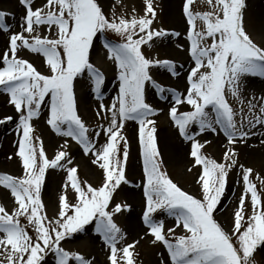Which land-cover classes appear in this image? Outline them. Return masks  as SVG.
Returning a JSON list of instances; mask_svg holds the SVG:
<instances>
[{"label":"snow or ice","instance_id":"6c2138e0","mask_svg":"<svg viewBox=\"0 0 264 264\" xmlns=\"http://www.w3.org/2000/svg\"><path fill=\"white\" fill-rule=\"evenodd\" d=\"M18 2L24 8L22 31L9 35L8 50L0 55V87L20 114L18 130L22 135L16 155L23 176L0 174V187L7 190L6 195L12 200L11 210L0 204V264H44L49 253L54 255L55 264H92L83 255L62 247V241L84 231L93 222L96 233L109 249V264H136L135 249L139 241L122 243L126 234L114 219L130 211L127 203H114L117 190L129 184L128 141L123 135L125 122L129 120L139 126L145 200L142 223L148 229L145 236L152 238V244L163 246L169 264H261L264 255L261 260H257V255L258 249L264 253V199L251 179L253 169L240 165L244 189L234 211L233 226L226 229L214 213L225 193L229 172L237 165L238 154L228 147L223 154L224 162H217L203 153L205 143L190 131L193 125L200 134L216 132L218 128L231 146L247 142L251 129L257 125L264 127V97L258 102L259 114L255 113L257 104L248 102L251 115H242L239 124L227 99L229 94L239 99L243 77L264 78V47L246 31L245 0H206L211 11L205 12H193L191 6L195 0H184L182 13L188 25V52L193 66L187 74L183 94L165 89L151 74L152 69L162 68L177 76L176 64L167 59H153L143 51L144 46L151 48L163 37L180 35L154 28L157 11L153 0H142V15L133 7L130 17L113 11L111 18L99 0H45L43 6L35 9L34 0ZM8 15L0 11V31L5 33L10 32L6 23ZM198 22L202 25L200 29ZM42 26L54 35L51 38L34 35ZM107 32L115 33L121 41L113 44L106 40L104 44L107 58L114 61L118 71L119 88L111 105L100 103L96 112L98 117L111 113L107 128L101 126V131L94 132L97 139L101 133L106 137L105 143L97 148L78 113L74 81L86 72L96 98H101L105 78L90 63L89 56L94 38ZM20 49L41 55L49 74H42L32 63L18 58ZM148 84L161 99H165L166 92L173 96L174 104L167 115L180 137L191 142L189 156L193 166L202 169L197 181L202 198L182 190L164 170L154 119L159 113L147 102ZM46 98H49L47 124L56 135L71 138L84 155L93 157L91 163L98 165L103 173L100 186L82 182L77 167L65 168L73 164L65 150L66 143L49 159L43 141L33 135L31 122L40 116ZM181 105H187L190 110L180 111ZM6 120L11 121L12 117ZM3 123L5 120H0ZM57 168H64L66 179L54 218H50L42 200V188L47 170ZM256 180L264 186L259 175ZM68 189L74 193L75 202L68 199ZM249 197L250 215L245 208ZM158 211L174 217L175 227L165 231L163 221L154 219ZM21 218L26 220V225L21 224ZM29 227L34 235L28 231ZM176 228H181L183 234L174 235Z\"/></svg>","mask_w":264,"mask_h":264},{"label":"rangeland","instance_id":"374dc122","mask_svg":"<svg viewBox=\"0 0 264 264\" xmlns=\"http://www.w3.org/2000/svg\"><path fill=\"white\" fill-rule=\"evenodd\" d=\"M153 2L157 11V20L154 22V28H162L169 33L179 32L180 35L178 37L171 35L163 37L157 40L151 48L147 45L144 46L143 51L146 56H150L153 59H167L176 64L177 76H172L171 73L162 68L152 69L151 74L157 84L165 89H171L177 94H183L187 87V74L190 67L193 66L188 52L189 42L186 35L188 30L186 18L182 13L183 21L181 24H173L166 20L164 13L165 0H153ZM175 2L181 5L182 9L184 0H175ZM44 3L45 0H34L33 8L41 7ZM99 3L109 18H111L113 11L117 15L124 14L130 17L133 7L139 10L138 14H143L142 0H120L119 3H117V0H99ZM245 4L244 25L246 31L255 42L264 47V0H245ZM191 7L193 12L211 11L206 0H195ZM0 11L10 14L6 17L10 32L0 31V55H2L8 50L9 35L22 31L24 8L19 4L18 0H4L3 2L0 1ZM197 28H202L199 22L197 23ZM35 34L49 36L50 38L54 35L45 26H42L39 32ZM24 35L27 36L28 34L24 33ZM106 40L113 44L121 42L120 38L112 32L99 35L98 38H94L89 56L90 63L99 69L105 78L101 87V98H96L93 91L94 85L86 72L78 76L74 81L78 113L89 128V136L93 139L97 148H100L105 143L106 137L101 133L97 139L94 136V132L101 131V126L107 128L108 118H110L111 113L102 114L101 117H98L96 112L99 110L100 103H104L107 106L111 105L117 96L119 88L118 71L114 61L107 58L108 51L104 47ZM18 58L29 61L42 74H49L48 67L41 55L34 54L26 49H20ZM261 97H264V78L243 77L240 84L239 99L232 97L230 94L227 96L229 104L237 114L238 124L242 115L245 117L251 115L248 108L249 101L257 104L255 113L259 114L258 102ZM146 98L147 102L156 108L159 113L154 119L157 120V139L162 154L164 170L182 190L197 198H202L201 187L197 183L202 169L200 166H193V161L189 156L191 142L185 141L180 137L178 130L167 115L170 106L174 104L171 92H166L165 99H161L157 90L151 84H148L146 86ZM48 100L49 98H46L45 104L42 105L40 116L31 122L35 129L33 135L40 137L43 141V146L49 159H53L56 152L61 150L60 146L66 143L67 148L65 150L68 153V157L72 159L73 164L65 165V168L77 167L78 176L82 182L86 181L95 187L100 186L103 173L98 165L91 163L93 157L84 155L82 148L72 141L71 138L56 135L47 124L46 121L49 115ZM179 109L180 111L190 110L187 105H181ZM19 115L15 111L14 106L9 103V97L4 92V89L0 87V120H5V123L0 124V174H8L14 177L23 176L21 161L16 155L18 141L22 135L18 130ZM105 115L107 118H102ZM9 116L12 117L11 121L6 120V117ZM244 123L247 131V121L245 120ZM138 127L135 121L129 120L125 122L123 129V135L128 141L129 156L126 164V178L129 180V184L121 185L120 189L117 190L114 196V203H127L130 206V211L122 212L114 219L122 232L126 234V240L122 243L139 241L135 249L136 264H169L166 250L162 245H154L150 242L152 238L145 236L148 229L142 223L145 200L142 187L144 177ZM190 131L195 134L197 140L205 143V147L202 149L203 153L217 162H224L223 154L228 147H232L238 154L237 165L229 172L225 193L214 213L217 221L226 229H230L234 223V211L244 189L240 165L253 169L251 179L257 184L258 191H260L262 199H264V186L256 180L257 175L264 179V143H261V140H264V127L257 125L254 129H251L252 134L247 142H239L231 146L227 144V138L218 128L216 132L206 131L200 134L198 127L193 125ZM208 141L210 143H206ZM120 147L122 154L123 143H121ZM189 168L192 170L188 171ZM65 179L66 171L64 168L49 169L46 172L45 184L42 188V200L46 205L47 214L50 218H54L58 197L62 194ZM6 192L7 190L0 187V204L6 205L11 210L12 200L6 195ZM67 196L70 201L75 202V196L71 189H68ZM245 208L247 214L250 215V197L245 201ZM154 219L163 221L165 231L168 228L175 227V218L168 216L164 211L155 213ZM131 220L135 221L136 224L133 225ZM26 223V220L21 218V224L26 225ZM28 231L34 235L30 227ZM181 234H183L182 229L176 228L174 235ZM62 247L68 251L83 255L86 259L91 260L92 264H109V249L105 245L103 238L96 233L94 222L86 225L84 231L73 234L70 238L62 241ZM261 255H264V253H261L260 249H258L257 260H261ZM44 264H55V257L52 253H49L45 258ZM261 264H264V261H261Z\"/></svg>","mask_w":264,"mask_h":264},{"label":"bare ground","instance_id":"6f19581e","mask_svg":"<svg viewBox=\"0 0 264 264\" xmlns=\"http://www.w3.org/2000/svg\"><path fill=\"white\" fill-rule=\"evenodd\" d=\"M3 2L4 0H0ZM164 13L167 21H170L173 24H181L183 21L182 18V9L181 5H179L175 0H165L164 2ZM133 225L136 224L135 221L131 220Z\"/></svg>","mask_w":264,"mask_h":264}]
</instances>
